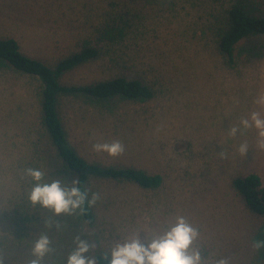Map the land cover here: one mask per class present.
<instances>
[{
	"label": "rangeland",
	"instance_id": "374dc122",
	"mask_svg": "<svg viewBox=\"0 0 264 264\" xmlns=\"http://www.w3.org/2000/svg\"><path fill=\"white\" fill-rule=\"evenodd\" d=\"M235 3L255 11L264 0H0V37H14L27 55L53 65L84 41L99 49L95 59L64 73L61 84L127 75L153 88L149 99L117 98L111 108L66 96L59 109L69 141L82 156L163 179L155 189L91 181L88 189L101 196L92 224L32 207L31 179L18 177L26 167L48 171L35 161L48 143L40 123V84L0 62V254L7 253L10 264H27L31 240L49 217L54 251L43 264H64L77 235L89 240L95 255L137 229L158 232L176 216L199 230L193 247L206 250V259L264 264V249L251 246L264 239V217L250 211L232 186L234 177L252 172L264 185V148L257 145L255 129L237 139L225 135L230 123L250 112L264 115V106L255 103L264 95V34L242 40L229 63L217 50L216 34ZM107 25H119L123 34L102 38L98 28ZM241 139L250 147L244 156L236 152ZM114 140L124 146L117 156L93 150V144Z\"/></svg>",
	"mask_w": 264,
	"mask_h": 264
},
{
	"label": "trees",
	"instance_id": "16d2710c",
	"mask_svg": "<svg viewBox=\"0 0 264 264\" xmlns=\"http://www.w3.org/2000/svg\"><path fill=\"white\" fill-rule=\"evenodd\" d=\"M254 3V2H253ZM249 11L242 5L232 4L226 11V22L216 34L217 50L233 62L235 48L251 36L264 34V5ZM108 26V25H107ZM98 28L102 38L113 41L123 34L119 25ZM117 32H114L115 30ZM99 49L89 41H84L79 50L60 57L53 65L44 60L25 54L19 42L11 36L0 37V62L18 76L38 80L40 88V123L43 126V138L47 136L45 155L35 159L46 164V176L50 179L64 177L67 181L78 180L82 189H88L91 181L107 179L128 181L144 189H155L162 184V176L150 174L134 166H114L92 162L82 156L70 143L59 103L63 97H83L91 103L111 108L114 99H149L154 96L153 88L135 77L117 75L112 78L86 84H61L59 78L76 66L93 60L99 55ZM45 133V135H44ZM46 139V137H45ZM39 152L37 148L36 153ZM46 159V160H45ZM232 186L242 196L245 206L256 215L264 217V185L256 173L236 176ZM88 224L95 221L94 206L77 216ZM104 252H97L99 256ZM106 264V261H101Z\"/></svg>",
	"mask_w": 264,
	"mask_h": 264
},
{
	"label": "clouds",
	"instance_id": "9594fccd",
	"mask_svg": "<svg viewBox=\"0 0 264 264\" xmlns=\"http://www.w3.org/2000/svg\"><path fill=\"white\" fill-rule=\"evenodd\" d=\"M257 105L264 106V95L255 99ZM255 129L258 147L264 148V115L252 111L246 118L230 123L225 135L230 139L242 137L249 129ZM93 150L104 152L108 156H117L124 151L119 140L108 143L93 144ZM249 143L240 140L236 152L244 156L249 151ZM220 157L224 152L218 153ZM45 171L39 167H26L18 179L28 177L31 186L27 191V201L32 207H39L51 212L52 217L61 215L79 216L88 208L96 205L101 196L90 189H82L80 181H67L64 177L45 179ZM15 183V179L13 180ZM52 217L44 220V231L37 233L31 240L30 259L27 264H43L44 258L53 253L52 240L48 229L53 226ZM55 227L59 230L60 225ZM143 233L141 238L140 233ZM199 230L189 223L184 216H176L173 223L166 225L158 232L151 228H140L133 231L126 239L114 243L107 252L99 256L90 254L93 245L79 235L73 237L74 247L67 255L64 264H231L229 257L220 256L213 259L205 258V251L193 247L199 238ZM254 250L264 249V239L252 241ZM10 264L7 253L0 254V264Z\"/></svg>",
	"mask_w": 264,
	"mask_h": 264
}]
</instances>
